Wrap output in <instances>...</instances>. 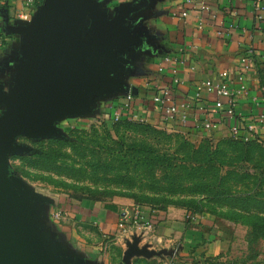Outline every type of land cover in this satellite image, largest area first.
<instances>
[{"label": "crops", "instance_id": "0c3cea01", "mask_svg": "<svg viewBox=\"0 0 264 264\" xmlns=\"http://www.w3.org/2000/svg\"><path fill=\"white\" fill-rule=\"evenodd\" d=\"M100 8L114 15L122 6H133L141 0H99ZM146 5L127 16L124 26L141 42L128 46L116 54L120 64L112 77L124 84L100 96V117L109 116L111 109L126 95V88H134L137 112L146 122L170 131L183 132L194 139L200 134L222 129L230 135V120L225 111L214 107L215 97L203 92L196 99L200 80L214 77L219 71L230 73L233 86L243 74L249 93L236 98V108L245 119L253 118L259 110L252 97L259 95L261 85L258 65L264 62V0H145ZM26 0H7L0 3V84L8 91L17 76L18 58L24 40L9 29L31 20L43 0H38L29 20L18 18ZM188 15L185 17L184 13ZM166 55L181 56L176 65L180 84H173V74L162 64ZM172 85L180 112L188 115L180 121L165 124L159 106L152 100L155 87ZM191 105V106H190ZM96 115V114H95ZM70 116L62 120L81 118ZM220 122L212 131L200 126L203 118ZM58 128V126H57ZM141 208L150 220L149 227L129 229L126 214ZM60 219L49 218L42 224V232L61 249L68 259L81 258L85 264H112L120 260L129 241L139 237V246L153 251L151 257L164 258L172 254V264H213L212 258L228 247L224 234L209 213H193L180 206L166 210L135 205L130 199L113 201H82L77 206L63 207ZM211 221V222H210ZM100 244V247H99ZM114 246V247H113ZM123 258V257H122ZM165 262V261H164ZM167 264V263H163Z\"/></svg>", "mask_w": 264, "mask_h": 264}, {"label": "rangeland", "instance_id": "374dc122", "mask_svg": "<svg viewBox=\"0 0 264 264\" xmlns=\"http://www.w3.org/2000/svg\"><path fill=\"white\" fill-rule=\"evenodd\" d=\"M76 24L85 31L88 15ZM99 102L100 96L94 98L91 113L59 122L61 137L20 135L15 140L27 150L8 155V180L16 194L29 200L28 211L38 227V215L44 225L58 210L82 201L130 199L151 209L184 205L191 214L209 213L224 233L228 247L211 263L264 264V139L234 142L224 129L194 139L170 130L161 136L144 126L113 124L109 116L100 117ZM187 141L200 147L197 159L185 158L179 169L171 168L166 175L164 169L173 159L165 152L174 153L184 144L187 150L183 147L180 153L189 154L194 145ZM152 147L167 154L163 162L150 163L155 171L143 158H152ZM256 222L261 227L254 229ZM119 256L112 264L122 261L123 253ZM172 258L177 260L172 254L139 255L130 264H172ZM97 260L100 264V250Z\"/></svg>", "mask_w": 264, "mask_h": 264}, {"label": "water", "instance_id": "95a60500", "mask_svg": "<svg viewBox=\"0 0 264 264\" xmlns=\"http://www.w3.org/2000/svg\"><path fill=\"white\" fill-rule=\"evenodd\" d=\"M145 5L141 0L110 16L99 0H43L31 20L9 29L25 38L13 85L6 91L0 84V264H85L79 257H63L36 225L29 200L16 194L8 180V155L27 150L15 143L18 136L61 137L57 121L89 114L94 98L124 88L111 76L120 64L116 54L141 42L124 24ZM87 15L89 26L83 31L76 21ZM139 242L135 237L127 243L119 264L153 254Z\"/></svg>", "mask_w": 264, "mask_h": 264}, {"label": "built area", "instance_id": "2783aa9c", "mask_svg": "<svg viewBox=\"0 0 264 264\" xmlns=\"http://www.w3.org/2000/svg\"><path fill=\"white\" fill-rule=\"evenodd\" d=\"M38 0H26L25 9L18 13V18L22 20H29L32 12L35 9L36 2ZM7 0H0V3H5ZM187 12L184 13L186 17ZM181 56L166 55L162 64L169 66L170 71L173 74V84H180L181 80L176 76L177 67L179 63H182ZM238 83L233 86L234 80H232L230 73L227 70L219 71L214 77H207L199 81L197 85L196 99L201 100L203 92L211 94L215 97L214 107L219 112L225 111L230 120H234V123L230 125V136L248 141L256 137L264 139V88L260 89L259 95L252 97L259 112L250 119H245L237 111L236 98L243 94L249 93V89L245 84L243 74L239 75ZM135 94L132 88L126 93L125 97L110 111L109 118L112 121H119L123 118H129L139 122H146L145 119L140 116L136 109ZM152 100L159 106L160 112L165 124L171 122L180 121L185 124L188 118L186 113L180 112V106L176 101L175 93L172 85L162 88L155 87L152 93ZM191 106V105H190ZM220 122H216L209 117L203 118L200 122V126L205 131H212L217 128ZM63 216V211L58 210L55 212L54 217L60 219ZM129 221V229L135 227H149L151 225L150 220L147 218L145 212L135 207L131 212L125 215L123 221L120 223L124 229L126 227V220Z\"/></svg>", "mask_w": 264, "mask_h": 264}, {"label": "trees", "instance_id": "16d2710c", "mask_svg": "<svg viewBox=\"0 0 264 264\" xmlns=\"http://www.w3.org/2000/svg\"><path fill=\"white\" fill-rule=\"evenodd\" d=\"M262 65L264 66V62L262 63ZM262 65H258V72H259V76H260V85H261V88H264V77H263L264 70H262V68H261ZM263 93H264V91H263ZM112 122H114L113 124L120 123V122H126V123H128V125L144 126V127L148 128L149 130H153V131H157V132L161 133L162 134L161 136H163L164 134H166V131H168L165 128L157 127L155 125H152L151 123H148V122H139V121H135V120H132V119H129V118H123V119H121L119 121H112ZM178 135H180V134H178ZM230 137L236 140V141L234 140V142L239 141L241 143H246V144H250V143H253L254 142L253 139L248 140V141H244V140H241V139H236V138H234L232 136H230ZM187 142H189V141H187ZM189 143H191V142H189ZM192 145H194V144H192ZM183 147L185 148V150H183V152H184V151L187 150V145L185 146L184 144H180V146L178 148V151H174V153L165 152V153L169 154L170 157L173 159V162H171L169 164V166L166 165L167 167H165V169H164V173H166V175H167V171L169 169H171V168L172 169H179V167H181V163L183 161H185L184 160L185 158H186V160H189V159H197L196 154H198L200 152L199 151V149H200L199 146H195L194 145L193 146V150L189 154H187V153H180L181 152V148H183ZM195 147H199V148H195ZM159 151H161V150H159ZM159 151H157L156 148H153L152 147L150 150H148V152L150 154L151 153L153 154L152 158H149L147 156H144L143 157L146 160V162L149 163V165L152 167V170L153 171H155L154 170V166L152 164H150V163H152V162L153 163L163 162L165 155H167V154H161V153H159ZM171 154L174 155V156H176V157H173ZM180 207H184L185 209H187V207H185L184 205L183 206H180ZM152 209H154V208H152ZM166 209L165 208H162L160 210H166ZM201 212L202 211H197V213H201ZM253 227H254V229H257V228L261 227V224H259L258 222H256L253 225ZM252 233L253 234L251 236H253V237H256L257 236L255 232H252Z\"/></svg>", "mask_w": 264, "mask_h": 264}]
</instances>
